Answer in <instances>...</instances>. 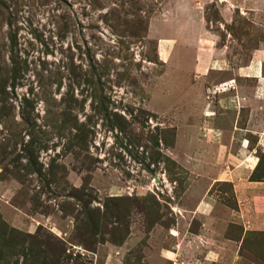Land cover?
<instances>
[{
	"label": "rangeland",
	"instance_id": "rangeland-1",
	"mask_svg": "<svg viewBox=\"0 0 264 264\" xmlns=\"http://www.w3.org/2000/svg\"><path fill=\"white\" fill-rule=\"evenodd\" d=\"M225 1L0 0V81L9 92L0 103V228L28 240L24 248L0 240V264H24L31 255L51 264L61 247L67 264H171L164 248L200 223L194 129L184 123L194 120L189 70L180 75L177 67L193 63L179 52L184 37L194 38L205 13L234 61L264 45L259 17L236 11L231 24L220 19L217 5ZM161 38L170 39L164 60L179 53L167 73ZM87 80L102 87L109 110L132 123L125 134L95 115ZM66 103L94 128L88 150L70 142L75 130L61 117ZM24 107H32L30 124ZM31 138L37 158L30 166L24 145ZM261 159L257 177H264V153ZM212 193L218 207H236L231 182L216 183ZM92 219L99 231L85 234ZM260 235L255 250L263 258Z\"/></svg>",
	"mask_w": 264,
	"mask_h": 264
},
{
	"label": "crops",
	"instance_id": "crops-1",
	"mask_svg": "<svg viewBox=\"0 0 264 264\" xmlns=\"http://www.w3.org/2000/svg\"><path fill=\"white\" fill-rule=\"evenodd\" d=\"M217 6L225 24L233 22L236 11L259 17L256 24L264 22V0H228ZM196 23L194 38L184 35L179 51L191 55L193 63L177 67L180 75L189 70L194 120L191 126L184 123L194 129V181L200 193L194 219L200 223L192 235L181 231L176 245L164 248L162 257L171 264H264L255 250L262 246L256 236L264 234V178L253 177L264 153V45L237 62L228 55L230 45L220 44L207 27L205 13ZM169 40L158 41L166 73L179 54L175 48L170 61L163 59ZM219 182L232 183L236 207H218L212 190Z\"/></svg>",
	"mask_w": 264,
	"mask_h": 264
},
{
	"label": "trees",
	"instance_id": "trees-1",
	"mask_svg": "<svg viewBox=\"0 0 264 264\" xmlns=\"http://www.w3.org/2000/svg\"><path fill=\"white\" fill-rule=\"evenodd\" d=\"M217 14L219 15L220 19L222 20L220 13H219V10H217ZM205 17L207 20L208 18L206 15H205ZM12 63H13V66L16 67L17 64L19 63V59L18 58L12 59ZM14 69H17V67ZM87 81L89 82V83L87 82L89 85L94 86L93 85L94 81H92V80H87ZM99 87L100 86L95 87V91L93 94V96H94V101H93V106H92L93 112L95 113V115L97 114L99 116H103L106 119L108 128H110V129L117 128L120 133L125 134L128 126L132 125V123H130V121L126 120V118L124 116H122L120 113H118L117 111L109 110L111 101L108 97H106V95L102 94L103 90H101L100 93H98ZM100 89H102V87H100ZM8 100H9V92L7 90V84L0 81V103H3V102L8 101ZM72 101L77 102V100L74 98L72 99ZM24 109H25L24 121L27 122L28 124H30L32 107L29 110H27L28 108L26 109L25 107H24ZM73 109L74 108L71 104L66 103V109L64 110L63 113H61L62 123L63 124H69L70 127L72 128V130H75V133H73V131H71L70 142L74 145L81 146L85 150H88L90 148V144L92 143L93 137L95 135L94 128L90 126L89 121L80 122L78 120V118L72 114ZM0 114L3 115V112L0 111ZM88 119H89V117H88ZM24 151L26 153V156L28 157V162H29L30 166L33 165L36 162V158H37V146H36L34 138H31V140L26 145H24ZM161 156L162 155H160V157ZM167 159L168 158L165 157L164 161H167ZM154 161H157V159L154 158ZM169 161L170 160H168L167 163ZM261 163H262V161H261ZM260 166H259V168H260ZM147 168L150 169L149 166ZM259 168H258V171H259ZM150 170H153V169H150ZM256 173H258V172L256 171ZM253 177L257 178L259 180L264 178V177H257L256 174H254ZM84 226H85V234L90 233L91 235H95L99 231V222L95 221L93 219L91 222H89V224L85 223ZM7 232H8L7 228H5V229L0 228L1 245L9 244V245L13 246V248H14L16 244H20V246L24 248V246L28 242L27 239H24L22 237L20 238L18 236V234H15L16 232L10 231V232H8V234H6ZM92 239H93V242L98 241L97 239H94V238H92ZM88 240H90V239H88ZM80 242L84 245H91L88 241L82 240L81 238H80ZM66 250H67V248H65V247H61L58 250L54 249L52 251V254H53L52 260L53 261L51 264H67L66 261H67V258L69 257V255L67 254ZM0 253H4V249L2 248V246L0 248ZM24 264H40V260H39L38 256L33 257L31 255L29 258L25 259ZM73 264H80V261L75 260L73 262Z\"/></svg>",
	"mask_w": 264,
	"mask_h": 264
}]
</instances>
